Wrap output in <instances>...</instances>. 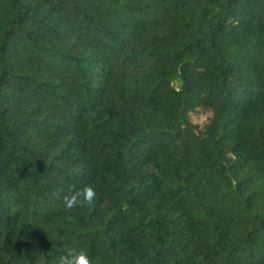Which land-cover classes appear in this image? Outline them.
I'll return each mask as SVG.
<instances>
[{
	"label": "trees",
	"instance_id": "trees-1",
	"mask_svg": "<svg viewBox=\"0 0 264 264\" xmlns=\"http://www.w3.org/2000/svg\"><path fill=\"white\" fill-rule=\"evenodd\" d=\"M66 243L264 264V0H0V264Z\"/></svg>",
	"mask_w": 264,
	"mask_h": 264
},
{
	"label": "clouds",
	"instance_id": "clouds-1",
	"mask_svg": "<svg viewBox=\"0 0 264 264\" xmlns=\"http://www.w3.org/2000/svg\"><path fill=\"white\" fill-rule=\"evenodd\" d=\"M57 195L66 209H72L81 203L91 205L96 197V191L91 185H85L81 189L70 190L63 195L57 193ZM50 264H92V260L84 247L66 243L51 259Z\"/></svg>",
	"mask_w": 264,
	"mask_h": 264
},
{
	"label": "rangeland",
	"instance_id": "rangeland-1",
	"mask_svg": "<svg viewBox=\"0 0 264 264\" xmlns=\"http://www.w3.org/2000/svg\"><path fill=\"white\" fill-rule=\"evenodd\" d=\"M210 113H206V112H193L191 113V120L196 123L199 124L200 126H203L209 119Z\"/></svg>",
	"mask_w": 264,
	"mask_h": 264
}]
</instances>
